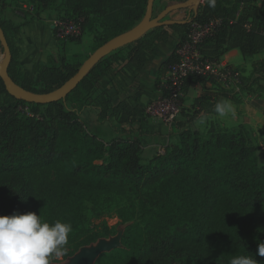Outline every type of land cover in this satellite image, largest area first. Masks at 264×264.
I'll return each instance as SVG.
<instances>
[{"label": "trees", "instance_id": "1", "mask_svg": "<svg viewBox=\"0 0 264 264\" xmlns=\"http://www.w3.org/2000/svg\"><path fill=\"white\" fill-rule=\"evenodd\" d=\"M188 1L156 0L153 17ZM63 5L59 18L79 22L82 35L96 32L100 23L93 53L133 29L144 18L148 0H64ZM184 10V19L160 25L102 59L65 100L47 105L18 101L0 77V97L6 98L0 106V216L32 212L49 224H71L64 255L70 257L112 234L102 218L115 213L127 226L122 246L100 255L97 264H230L234 256L249 254L264 264L257 255L258 241L264 242V139L248 124H211L206 131L192 127L199 116L215 112L221 99L237 103L238 95L255 85L264 91V0L260 5L216 0L215 7L205 0L196 11ZM172 13L166 19L174 20ZM215 21L198 46L201 55L218 63L229 50L239 49L245 61H252V73L241 77L237 91L190 75L185 92L201 80L207 85L194 99L195 112L176 121L164 153L145 161L142 141L120 136L136 131L148 136L134 127L142 113L140 101L128 98L113 106L101 78L122 59L127 69L138 70L160 42L176 35L177 48L163 64L168 73L190 40L193 24ZM0 27L12 54L8 74L27 91L51 93L82 66L77 60L49 58L36 67L35 77L23 74L15 45L22 25L0 18ZM82 35L70 41L79 42ZM3 55L0 41V59ZM87 108L98 111L100 124L115 118L119 136L105 143L89 132L81 120ZM88 211L101 220L91 228L85 226Z\"/></svg>", "mask_w": 264, "mask_h": 264}, {"label": "crops", "instance_id": "2", "mask_svg": "<svg viewBox=\"0 0 264 264\" xmlns=\"http://www.w3.org/2000/svg\"><path fill=\"white\" fill-rule=\"evenodd\" d=\"M261 1L255 0V4L260 5ZM172 14L174 20H182L186 16V10H177ZM16 18L19 20L10 19L15 24L22 25L20 33L15 38V45L19 51L20 69L23 74L35 77L36 67L45 65L49 58L59 62L64 57L66 62H72L75 59L83 64L82 55L90 54L94 45L93 38L88 37L90 33H85L79 42L57 40L53 29V23L57 18L53 14L27 18L16 16ZM178 43L179 39L176 35L166 42H160L147 62L138 70L127 69L125 67L127 61L122 59L117 62L114 69L107 71L101 78L102 87L107 91L113 106L128 98H136L140 101L142 113L134 127L135 129L142 127L148 136L142 138L137 131L133 134L120 136L141 140L145 161L165 151L171 143L170 134L176 130V121L183 120L185 116L195 112L194 99L199 97L207 87V85L195 84L188 88L182 103L185 115L180 114L174 122H165L145 113L149 103L160 96L162 80L167 73H163V64L176 50ZM75 50L77 53H74ZM247 62L242 57L240 50L236 48L225 53L220 61V63L230 64L234 67L248 65ZM238 100L236 103L229 99H221L219 103L230 104L232 112L225 116H220L216 112L201 115L192 127L206 131L211 124L225 128H235L242 124H248L255 130L260 139H264V91L242 92L238 95ZM81 120L89 132L97 135L105 143L119 136L115 131L116 119L112 118L109 122L100 124L96 109H85L81 115Z\"/></svg>", "mask_w": 264, "mask_h": 264}, {"label": "built area", "instance_id": "3", "mask_svg": "<svg viewBox=\"0 0 264 264\" xmlns=\"http://www.w3.org/2000/svg\"><path fill=\"white\" fill-rule=\"evenodd\" d=\"M218 22L206 26L193 24L190 40L178 50L179 61L163 78L160 96L146 107L147 115L165 122H174L181 113L180 99L184 94L186 79L190 75L212 79L227 90H238L242 77L238 69L230 64L209 62L198 49L199 44ZM53 29L55 38L59 41H70L83 33L80 23L69 18H57Z\"/></svg>", "mask_w": 264, "mask_h": 264}, {"label": "clouds", "instance_id": "4", "mask_svg": "<svg viewBox=\"0 0 264 264\" xmlns=\"http://www.w3.org/2000/svg\"><path fill=\"white\" fill-rule=\"evenodd\" d=\"M216 0H209L215 7ZM215 112L225 116L232 112L230 104L218 103ZM71 224L45 222L36 213L0 216V264H51L66 255ZM257 255L264 257V242L258 241ZM230 264H260L252 254L237 255Z\"/></svg>", "mask_w": 264, "mask_h": 264}, {"label": "water", "instance_id": "5", "mask_svg": "<svg viewBox=\"0 0 264 264\" xmlns=\"http://www.w3.org/2000/svg\"><path fill=\"white\" fill-rule=\"evenodd\" d=\"M155 1L156 0H148L147 11L144 18L133 29L109 40L96 49L68 82H66L59 89L48 94H36L27 91L11 79L8 74V68L11 63L12 54L5 34L0 27V41L4 48L3 59H0V77L5 84L7 93L14 99L24 101L29 104L47 105L65 100L66 97L77 88L80 82L102 59L109 56L114 51L138 41L150 30L163 24H172L175 22V20L166 19L172 12L186 8H193L196 11L200 4H202L205 0H189L186 3L171 5L160 15L154 18L153 8ZM106 252H108V250L104 244L83 249L72 259L71 264H92L100 257V255Z\"/></svg>", "mask_w": 264, "mask_h": 264}, {"label": "rangeland", "instance_id": "6", "mask_svg": "<svg viewBox=\"0 0 264 264\" xmlns=\"http://www.w3.org/2000/svg\"><path fill=\"white\" fill-rule=\"evenodd\" d=\"M63 1L64 0H0V18L2 19L12 18L15 20H19L18 18H16V16H25V18H27L29 16L38 17L41 15L46 16V15H52V14L54 15V17L59 18L61 15H63V10H64ZM83 15L86 16L88 19L93 18L91 14L89 15V14L83 13L80 16H83ZM102 29L103 28L101 27L100 23H96L95 24L96 32L91 33L88 37L93 38V41H94V39H96L97 37V33H101ZM84 36L85 34L82 35V38ZM93 46H95V41H94ZM74 53H77V51L75 50ZM91 53H92V50L90 54ZM90 54H86V55L83 54L81 57V60L85 62ZM73 61H76V60L74 59ZM247 64L248 65L236 67L243 77H249L252 73V61H248ZM197 84L206 86V83L203 80L199 81ZM261 84L264 85V82H261ZM211 88H215V86H212ZM255 89L259 91L256 85L253 87V91H256ZM184 95L185 93L180 99V111H181L180 114L183 116L185 115L183 104H182ZM5 101H6L5 97H0V106L4 105ZM102 219H105L107 221L108 226L112 230V234H110L109 236L105 238H101L97 240L96 242H94L93 244L87 247L80 249L78 252H76L70 257L63 256L59 259H54L51 261V264H71L72 259L83 249L96 247L100 244H104L108 252L112 251L115 248H120L122 246L121 245L122 236L127 226L121 222V220L116 216L115 213L108 214ZM100 221L101 220L97 219V216L93 212L88 211L86 213V222H85L86 227L88 228L94 227L97 224H99ZM92 264H97V263L95 261Z\"/></svg>", "mask_w": 264, "mask_h": 264}]
</instances>
